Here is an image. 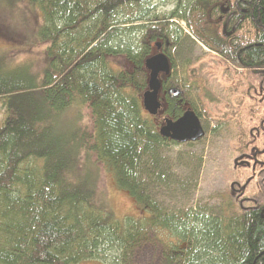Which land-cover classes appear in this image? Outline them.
Returning <instances> with one entry per match:
<instances>
[{"label":"trees","instance_id":"16d2710c","mask_svg":"<svg viewBox=\"0 0 264 264\" xmlns=\"http://www.w3.org/2000/svg\"><path fill=\"white\" fill-rule=\"evenodd\" d=\"M30 1L43 13L32 33L47 45L46 64L32 74L0 62V264H126L152 231L163 236L165 264H264V204L221 219L159 204L155 193L169 183L161 152L180 143L143 107L146 60L159 42L172 70L165 88L181 92L161 96L160 116L200 114L172 58L188 36L178 21L234 70L264 71V0H177L169 13L156 12L158 0ZM231 13L229 26L241 23L226 37ZM77 105L91 126L70 125ZM88 153L114 173L136 215H114L81 167Z\"/></svg>","mask_w":264,"mask_h":264},{"label":"rangeland","instance_id":"374dc122","mask_svg":"<svg viewBox=\"0 0 264 264\" xmlns=\"http://www.w3.org/2000/svg\"><path fill=\"white\" fill-rule=\"evenodd\" d=\"M176 1L158 0L156 12L169 13ZM13 3L12 7L0 4V31L13 35H0V58L5 59L0 62L15 72L30 66L32 74H39L46 64L47 45L32 32L41 27L43 13L30 0ZM178 22L189 36L186 24ZM188 36L172 51V58L179 79L189 87L198 105L197 116L205 134L197 141L170 144L161 152L169 183L157 189L155 198L168 210L229 218L264 203V71L234 70L217 52ZM3 112L0 106V123ZM67 117L70 125H92L90 111L82 105L73 107ZM154 118L161 129L164 118ZM61 126L66 128L67 124ZM84 157L81 167L98 181V191L114 215L122 220L136 215L131 198L118 187L114 173L94 153ZM175 235L170 233L174 239ZM161 237L160 233L150 232L148 241L132 253L126 264H165ZM180 239L178 245L183 244Z\"/></svg>","mask_w":264,"mask_h":264},{"label":"water","instance_id":"95a60500","mask_svg":"<svg viewBox=\"0 0 264 264\" xmlns=\"http://www.w3.org/2000/svg\"><path fill=\"white\" fill-rule=\"evenodd\" d=\"M229 22V19L226 23ZM241 23V20L234 26L236 29ZM226 28V26H225ZM264 30V27L261 26ZM226 36L230 35L225 33ZM146 67L150 71L149 89L143 96V107L150 115L156 116L161 109L160 95L162 91V80L171 73V63L169 58L164 54H156L146 60ZM160 74L163 77L160 78ZM169 93L177 96L181 92L177 88H172ZM160 134L168 139L179 143H187L197 141L205 134L203 126L192 110H187L177 120H167L160 129Z\"/></svg>","mask_w":264,"mask_h":264},{"label":"flooded vegetation","instance_id":"af4514ba","mask_svg":"<svg viewBox=\"0 0 264 264\" xmlns=\"http://www.w3.org/2000/svg\"><path fill=\"white\" fill-rule=\"evenodd\" d=\"M242 14L245 15V12L242 11ZM234 16H235V14H234V13H231V14L229 15V17H228L229 22H228V23H225V25H224L223 31H224L225 33L230 34V35H228V36H226V37L232 36V35L235 34V32H236V29H237V28L234 29V26H235L237 23H235L233 26H229L230 20H231ZM228 19H227V20H228ZM226 22H227V21H226ZM225 26H226V28H225ZM156 46H157V48H156V54H164V55H166V56L168 57V55H167V53H166V48H165L161 43H159V42L156 43ZM168 46H169V44H168ZM156 54H155V55H156ZM168 58H169V57H168ZM169 60H170V58H169ZM162 77H163V74H160V78H162ZM163 81H164V79L162 80V85H163V87H162V91H161L160 99H161V96H162L165 92H168V93H169V90L165 88V85H164ZM169 94H170V93H169ZM160 113H161V111L159 110V113H158L157 115H161ZM262 204H264V203H262Z\"/></svg>","mask_w":264,"mask_h":264}]
</instances>
